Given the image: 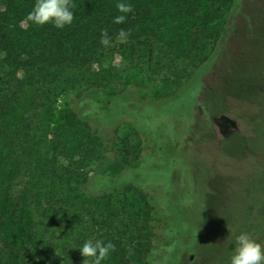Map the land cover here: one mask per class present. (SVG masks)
<instances>
[{"label":"rangeland","instance_id":"374dc122","mask_svg":"<svg viewBox=\"0 0 264 264\" xmlns=\"http://www.w3.org/2000/svg\"><path fill=\"white\" fill-rule=\"evenodd\" d=\"M214 1L194 0L196 11L189 22L193 23L191 32H187L184 25L175 26L171 28V40L164 41L163 45L153 44L150 49L136 50L137 57L133 59L129 46L119 45L88 66L66 69L60 78L52 82L44 80L38 83L39 87L21 88L18 101L0 120V170L4 167L11 169V157H20V150L10 142L17 136L22 139L35 138L43 158L50 149L51 135L56 133L59 142L66 144L68 150L75 151L81 158L82 149L75 148L76 142L71 137V130L77 128L72 120V109L76 108L80 91L93 82L103 83L105 91L125 88V93L129 95L125 98L115 97L116 106L103 104L93 97L91 107L106 124L118 116L120 109H126L130 99L141 100L136 109L127 110L130 114L126 113L123 118L102 127L101 132L105 139H109L108 157H121L124 150H128V159L140 147L141 154L145 155L127 167H123L119 159L106 160L100 165L97 180L108 182L107 172L116 173L117 182L130 181L140 188L154 190L157 193L154 200L160 202L154 204V215L160 219L158 225L161 229L167 230L166 226L171 223L165 195L175 200L177 223L173 228L178 231L180 242L175 244L168 240L163 247L160 245L157 248L158 242L155 241L149 264H230L236 248V236L244 232L247 222L251 226L247 233L264 245V0H238V8L227 21L218 49L205 67L209 69L201 77L204 84L201 91L206 95L207 106L211 110L209 129L222 142L223 148L229 149L226 155L216 152L218 143L213 138L203 137L200 126L193 125L188 131L193 115L197 119L203 117L199 105L192 110L197 101L196 84L153 101L155 96L175 89L174 83L163 80V72H157L160 66L172 60L183 80L211 51V39L208 36L221 26L229 14L226 6L221 18H213L210 10L214 8ZM148 50L152 51L151 62ZM136 52H132L133 55ZM197 76L195 83H198ZM256 78L259 80L257 96L260 97L257 102L247 106V99L239 97H247L248 91L239 89V85H245L251 79L257 81ZM226 106L232 109L234 106L237 112L226 109ZM248 107L253 112L258 111L255 124L248 121L253 114ZM131 114L137 119L138 128ZM27 116L37 121L39 129L36 132L24 128L22 122ZM90 122L93 125L100 124ZM169 131H172L171 136L168 135ZM186 134L191 136L192 145L179 142L173 150L170 137L172 141H178ZM232 143L235 144L233 147ZM40 163H32L28 185L43 197L59 190L60 182L49 176ZM94 165L86 162V172L93 173ZM19 172L18 169L14 175ZM12 173L8 180L14 176ZM192 188L200 193L205 192L206 197L197 196L191 191ZM244 189L248 190V194ZM255 196L260 199L252 201ZM91 198L89 193L74 194L68 207L75 214L83 202L93 206L95 201ZM111 206L115 209L118 216L115 220L121 229V217L127 211L139 208L137 197L131 191L124 195L115 193ZM94 207L96 211L88 209L92 210L91 214L94 213L93 218L96 220L88 233L92 235L93 241L100 239L105 242L111 237L107 225L97 219L101 214L97 206ZM88 210L81 211L82 218H89ZM39 224L42 237L52 242L59 239L54 218L46 214L41 216ZM64 237L63 243L70 248L73 256L72 251L76 249L73 235L70 233ZM87 238L88 235L82 241L83 244ZM108 242L112 243V240ZM229 243L231 249L227 250ZM71 255L67 262L77 264ZM102 264L121 263L111 252Z\"/></svg>","mask_w":264,"mask_h":264},{"label":"trees","instance_id":"16d2710c","mask_svg":"<svg viewBox=\"0 0 264 264\" xmlns=\"http://www.w3.org/2000/svg\"><path fill=\"white\" fill-rule=\"evenodd\" d=\"M119 2L131 4L133 12L126 14L124 23L115 24L113 18L122 14L116 8V4ZM237 2L238 0L214 1V8L210 10V15L213 18H221L226 12V6L229 14L223 19L221 26L208 36L211 39V51L195 65L183 80H181L182 77L172 60L168 64L160 66L157 72H163V80L174 83L175 89L167 94L155 96L153 99L154 101L169 97L196 84L197 101L192 110L196 105H199L203 117L197 119L193 115L191 124L187 127L188 131L193 125L200 126L203 137L213 138L218 143L216 152L223 155H226L229 149L225 150L222 142L209 129V111L211 110L208 109L206 95L201 91L204 86L201 77L209 69L206 70L205 67L218 49L219 40L224 34L227 21L233 16L234 10L238 8ZM72 3L76 5L72 9L74 14L72 24L63 29H57L50 23L39 26L27 19L35 0H0V120L18 101L21 88L39 87L38 83L44 82V80L52 82L60 78L66 69L88 66L100 59L104 53L115 50L119 45H128L131 50L130 56L133 59L137 57L136 50L151 48L153 44L157 43L163 45L164 41L171 40V28L175 26L184 25L187 27V32H191L193 23L189 22L194 18L193 14L196 11L194 0H72ZM102 29H107L112 41L111 47L100 44ZM120 29L131 31L127 43L120 42L117 35ZM132 52H136V54L133 55ZM149 53L148 58L151 62L152 51L148 50ZM144 56L146 55L144 54ZM140 57L141 55H139ZM196 76L198 83L194 82ZM258 85L259 80L255 81L254 79L245 85H239V89L248 91L247 97L243 95L239 97L242 100L243 98L247 99V106L249 103L259 100ZM104 88L105 85L99 82L87 85L80 91L81 95L76 108L72 109V120L75 121L77 128L71 130V137H74L76 142L75 148L82 149L81 158L76 155L75 151L68 150L66 144L62 145L57 139L59 135L56 133L51 135L50 149L43 158L41 150L34 141L35 138L22 139L21 136H17L11 139V144L20 150V157H11V169L4 167L0 170V264H70L67 262L71 255L70 248L63 243L64 236L70 233L73 235L74 244H76L75 251H72L74 255L71 256L77 264H83L82 262L85 260L83 257H79L81 256L79 248L82 247V241L86 235H88L86 241L92 239V235L88 232L90 227L95 226L96 220L93 218L94 213L91 214L92 210L88 209H94V206H97L96 209L98 208L97 211L101 214L97 216L95 212L97 219L101 224L107 225L106 229L111 237L108 240H112L115 245V251L112 253L121 264H149V256L156 245L155 241L158 242L157 248L160 245L163 247L168 240H172L171 242L175 244L180 242L181 237L178 235V231L173 228L177 223L174 215L177 206H175V200L169 195H165L168 199L171 198L170 201L166 198L168 205L165 204V206L168 209L171 223L166 226L167 230H165L158 225L160 219L154 215L156 202L154 199L157 194L154 190L140 188L130 181L117 182L116 173L107 172L108 182L97 180L100 165L106 160L116 158L121 160L123 167H127L145 155L141 154V147L135 149L134 155L128 159V150H124L121 157L110 158L106 155L109 139L104 138L101 132L102 127L123 118L124 114L128 113L127 110L136 109L137 103L141 100H134L131 96L133 100L130 99V102L126 103V109H120L114 120L104 124L91 107L92 98L96 97V101L116 106L117 99L115 97L125 98L129 95L125 93V88L111 91H105ZM210 108L213 107L210 106ZM227 108L232 109L226 106ZM248 109L253 112V109L249 107ZM232 110L237 112L234 106ZM257 112L254 111L248 121L255 124ZM131 116L134 117L132 114ZM134 120L138 128V121L136 118ZM90 121L100 124L93 125ZM22 123L24 128L29 131L36 132L39 129L37 121L29 116L25 117ZM171 133L172 131H169L168 135L171 136ZM189 135L186 134L178 141L177 139L172 141L170 137L171 148L174 150L179 142L182 145L186 142L192 145ZM67 138L69 137L67 136ZM234 145L232 143L231 147ZM248 145L246 144V146ZM1 146L2 142L0 141ZM243 156L245 157V153ZM35 161L41 162L43 170L49 176L59 180V190H54L42 197L29 187L28 178L32 163ZM86 162L95 164L93 173L86 172ZM18 169L21 172L14 175ZM2 170L3 172H1ZM11 172L14 176L8 180ZM119 184L123 186L116 187ZM127 191L135 194L139 208L129 210L121 217L119 220L120 226L123 227L121 229L118 226V221L115 220L118 216L111 203L115 193L124 195ZM191 191L197 196L206 197L205 192L200 193L194 188ZM81 192L89 193L95 202L93 206L88 205L89 202H83L80 206L81 209L74 214L68 205L71 196ZM244 192L248 194V190L244 189ZM256 198L260 199L255 196L252 201ZM83 210H88L89 218L81 217ZM94 211L96 210L94 209ZM156 212L158 213L157 210ZM46 214L54 218L57 223L55 232H58L59 239H56L55 242L47 240L40 233L39 220ZM249 223H245L248 227L245 225L244 232H247L249 227L251 228ZM236 231L238 232L239 228ZM108 240L105 239V243ZM229 244L227 250L231 249V243Z\"/></svg>","mask_w":264,"mask_h":264},{"label":"clouds","instance_id":"9594fccd","mask_svg":"<svg viewBox=\"0 0 264 264\" xmlns=\"http://www.w3.org/2000/svg\"><path fill=\"white\" fill-rule=\"evenodd\" d=\"M75 7L72 0H35L27 19L39 26L50 23L57 29H63L72 24L74 20L72 9ZM116 8L122 14L113 18L115 24L124 23L126 14L133 12V6L129 3L119 2ZM117 35L121 43H127L131 31L120 29ZM100 44L105 47L112 46L107 29L101 30ZM235 242L236 248L230 258V264H264V245L257 242L249 233L241 232L236 236ZM79 251L85 264H102V261L107 260L110 253L115 251V245L100 239L95 241L89 239L84 242Z\"/></svg>","mask_w":264,"mask_h":264}]
</instances>
